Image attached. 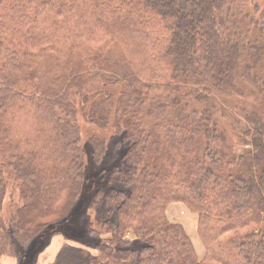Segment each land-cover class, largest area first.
<instances>
[{"label":"trees","instance_id":"obj_1","mask_svg":"<svg viewBox=\"0 0 264 264\" xmlns=\"http://www.w3.org/2000/svg\"><path fill=\"white\" fill-rule=\"evenodd\" d=\"M51 226L68 264H264V4L0 0V264Z\"/></svg>","mask_w":264,"mask_h":264},{"label":"rangeland","instance_id":"obj_2","mask_svg":"<svg viewBox=\"0 0 264 264\" xmlns=\"http://www.w3.org/2000/svg\"><path fill=\"white\" fill-rule=\"evenodd\" d=\"M233 4L236 7H242L244 10L253 9L254 5L264 4V0H233ZM242 90L244 91L243 97L234 95L233 97L218 98L219 101L225 106V111L220 110L217 114V119H242V113L245 109L249 110L251 104L258 107V103H255V96L251 95V87L248 84L241 83ZM254 93V92H253ZM231 113L233 116L224 117L221 114ZM221 127L226 133L228 139H230L229 127L225 124L224 120L221 122ZM113 154H117L120 151L112 150ZM108 153H111L108 149ZM9 191L4 197L5 202H8V197L12 199L14 206L18 207L20 200H18V186ZM12 191V195H11ZM176 215L173 216V221L180 222L186 228L187 233L194 240L195 246L199 248L200 241L196 235L197 227V214L190 212L184 204L181 203V208L178 209ZM167 218L171 220L166 211ZM95 226H98L97 216L94 218ZM108 228V227H107ZM55 226L47 227L42 233L31 239L26 246L17 247L10 253L4 254L1 257V264H50L59 256L61 257L62 264H68L71 257H74L73 250L70 246L79 247V245L73 243L70 240L65 239L61 234L54 233ZM91 250V249H90ZM203 247H201V254ZM72 251V252H71ZM200 252V250L198 249ZM58 256V257H57Z\"/></svg>","mask_w":264,"mask_h":264},{"label":"crops","instance_id":"obj_3","mask_svg":"<svg viewBox=\"0 0 264 264\" xmlns=\"http://www.w3.org/2000/svg\"><path fill=\"white\" fill-rule=\"evenodd\" d=\"M181 208V203H172L168 208V214L172 217L170 218L171 221H173V216L176 215L177 211H179L178 209ZM184 226V225H183ZM185 228V227H184ZM186 229V228H185ZM200 247V246H199ZM201 253V251H200Z\"/></svg>","mask_w":264,"mask_h":264}]
</instances>
